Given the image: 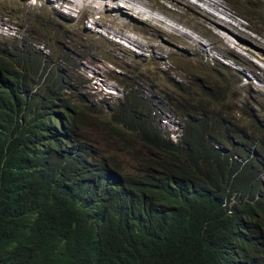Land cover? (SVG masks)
<instances>
[{
    "label": "clouds",
    "instance_id": "9594fccd",
    "mask_svg": "<svg viewBox=\"0 0 264 264\" xmlns=\"http://www.w3.org/2000/svg\"><path fill=\"white\" fill-rule=\"evenodd\" d=\"M27 3H46L47 7L54 8L62 15L73 17L71 12L79 14L80 19L92 18L95 27H103L112 34V28L103 24V17L110 14L121 16L126 24V31L133 30L130 21L140 19L135 17L129 10L123 12L124 6L118 9L112 5V0H96L101 10L94 14L83 16V10L73 8L62 0L63 6L55 0H25ZM146 4L157 5L167 14L173 16L171 9L178 10L173 3L168 7H160L158 0H142ZM225 7V6H224ZM228 8L220 14L232 23H237L238 17H234ZM178 17V16H177ZM60 19H64L59 17ZM39 19V18H37ZM65 20V19H64ZM85 21V20H84ZM202 24L204 23L203 20ZM236 21V22H235ZM240 20L238 29L243 31V21ZM93 30V26H88ZM113 35V34H112ZM67 36V35H66ZM86 35L79 38L78 46H71L70 40L63 43L58 60L70 67L57 66V70L46 71L47 62L50 60V47L43 40L35 37V33L26 29L24 35H13L8 39L9 46L0 50V94L5 90L13 92L17 99H23L25 108L20 113V127L23 132H17L11 140L18 139L12 147L19 158H23L26 165L37 168L40 172L44 169L59 168L69 172L77 184V190L73 194L75 206L81 211L82 216L90 222L93 228L100 229L113 217H122L148 202L154 197L155 188L165 177L168 161L167 150L171 144L185 143L194 150L202 147H210L221 154L229 153L230 161L238 164V169L231 178H234L244 167H251V177L257 180L264 188V132L257 134L256 128L263 125L256 120V106L250 101L238 104L236 115L233 113L234 106L230 103L227 87L220 86L223 76L230 78L233 74L241 84L242 73L220 65L219 83L214 75L205 78L204 75H196L194 78L198 86L197 93L200 96V104H188L184 108L174 105L173 121L166 123V129L156 126L154 120L155 109L151 106L148 96L136 90V84L127 82L121 85L125 94L114 102L110 101L114 92L103 93V99L107 102L102 107L95 105L85 96L83 90L89 81L98 84L93 76L83 71V62L90 59L78 56V51L84 47V43L91 42ZM113 36L117 37L116 34ZM68 37V36H67ZM4 33H0V43L3 42ZM82 39V40H81ZM114 44L107 37H101ZM159 44L165 47L171 54L182 52L185 57H195L196 51L184 47L180 43L169 45L165 40H159ZM236 42V41H235ZM12 45V46H11ZM247 51L245 44H240ZM144 50L149 51L150 46L143 45ZM27 47L36 52V61L32 63L31 72L34 78L24 87L20 74L18 52L24 53ZM228 56L243 67L246 71L242 76L246 86H251V77L256 81L264 82V78L254 75L244 63H239L237 56H244L237 51ZM131 51L130 49H128ZM254 57L251 62L264 68V54H255L248 51ZM13 53L15 57L11 56ZM21 54V55H22ZM46 57V67L39 72L40 64ZM245 57V56H244ZM81 59L72 64L71 60ZM92 59V58H91ZM96 64L105 70L109 81L116 80L119 76L130 77L131 75H112L121 66L114 60H108L104 66L99 60ZM209 60H217V57H207L203 60L206 65ZM16 73L14 74V71ZM247 73V74H246ZM112 79V80H111ZM14 80L18 87H14ZM37 83V84H35ZM35 84V85H33ZM177 85V84H176ZM253 88V89H252ZM257 88V89H256ZM252 97H256L258 104L264 106V92L258 87H251ZM19 93V95L17 93ZM98 92H101L99 89ZM255 92V93H254ZM128 99V103L124 100ZM136 112L139 116L148 118L152 130L145 133L136 130V120L132 116ZM157 118V117H156ZM162 123V122H160ZM161 137L166 145L163 149L154 148L151 142ZM220 138L224 142L220 143ZM251 140V146L247 142ZM21 141V144L19 142ZM164 166V167H163ZM239 194L232 192L230 200H234ZM247 198V197H246ZM255 199H258L256 196ZM226 199H224L225 201ZM221 264H264V221L239 216L238 221L221 241Z\"/></svg>",
    "mask_w": 264,
    "mask_h": 264
},
{
    "label": "trees",
    "instance_id": "16d2710c",
    "mask_svg": "<svg viewBox=\"0 0 264 264\" xmlns=\"http://www.w3.org/2000/svg\"><path fill=\"white\" fill-rule=\"evenodd\" d=\"M24 108L12 91L0 94V264H221L222 238L239 216L264 221V188L251 167L231 178L238 164L229 153L183 139L166 149L168 170L150 202L93 228L74 204L69 172H40L13 150ZM131 114L137 131L152 130ZM151 145L166 147L161 137Z\"/></svg>",
    "mask_w": 264,
    "mask_h": 264
},
{
    "label": "rangeland",
    "instance_id": "374dc122",
    "mask_svg": "<svg viewBox=\"0 0 264 264\" xmlns=\"http://www.w3.org/2000/svg\"><path fill=\"white\" fill-rule=\"evenodd\" d=\"M150 1L153 2L154 0ZM188 1L191 3L190 6H185L186 2H184L178 7V10L171 9L173 16L164 12L157 5L146 4L140 7L146 13L163 20L165 23L188 33L198 40L196 55L190 59L184 55L186 52L191 54L189 50L177 51L171 54L165 47L161 46L158 41L165 39L154 29L151 22L143 20L136 22L134 18L130 21L132 23L130 27L134 28L133 30L119 31L117 28H112V34L117 35L115 37L102 26L95 27L90 17L80 19L79 14L74 11L71 12L73 17L62 15L63 11L57 12L54 10L57 7L56 3L53 4L54 8H49L46 3L32 4L27 3L25 0H0V33H4L0 50L9 46V42L5 39L13 35H24L27 29L35 33V37L43 40V43L50 47V60L47 62L46 71L56 72L57 66H65L70 70L68 65L58 60L59 55L64 53L60 48L68 40H70L71 46H78L80 44L79 38L86 35L85 38H88L91 42L84 43V47L78 51L77 55L81 57L90 55L88 57L90 59L83 62L82 68L84 72L93 76V79L98 83L91 84L89 81L87 82L86 88L83 90L87 99L102 107L107 103H99L103 99V93L115 91L113 98L108 101L114 102L125 94V90L121 85H125L127 82L135 83L136 90L139 89L140 93L148 96L152 108L155 109L153 115L156 126L166 129V123H172L173 121V103L180 106V108H184L188 104L195 105L197 108L200 104V96L196 94L198 86L193 80L197 78L196 75L206 74L205 78L214 75L217 80L211 82L219 83L221 80L219 76H222L220 75L219 66L222 65L242 73L243 76L246 72L243 67L227 58V55L232 56L235 53L237 47H240L237 51L249 59L256 58L248 52L251 50L255 54L263 55L261 47H264V0H215L228 8V11L234 17L239 18L237 23H232L220 15L224 12V9H217L216 14L208 11L214 5H209L207 1L215 4L213 0H203V5L206 7L205 13L197 7L199 0ZM127 2L139 6L136 2L140 1L125 0V3ZM165 2L170 6L173 5L170 0H165ZM176 2L179 3V1ZM165 6L169 8V6ZM213 9L211 8L215 12V9ZM198 11H200V14ZM203 13L204 17L201 15ZM201 20H203V24ZM240 20L243 21V26H245L243 29L240 23V27L244 32L238 29ZM88 26H93L94 29L89 30ZM101 37L112 40L115 43L113 48H110V43L104 41ZM166 39L171 38L167 37ZM234 41L245 44L247 51L238 43L234 44ZM186 42L189 45L191 44L187 40ZM143 45L150 46L149 51L145 52ZM17 52L21 71L18 78L21 79L20 81L24 87H27L28 83L34 78L30 65L36 61V52L27 47L24 48L23 54L21 51ZM11 56L15 57L16 54L13 53ZM210 56L217 57L219 61L209 60L205 65L203 60ZM95 59L99 60L104 66H107L108 60L116 61L121 69H116L117 71H113L112 75L126 74L131 76H119L117 81L112 79V81H109L106 78V71L96 64ZM80 60L76 59L70 62L76 64V61L80 62ZM45 67L46 57L40 64L39 72H43ZM242 76L239 85L233 74L229 79L223 76L222 83H220L222 85L220 86L227 87L230 103L235 105L233 108L235 115L239 109L238 104H242L243 101H250L256 106L257 110L254 116L263 125V128H256L255 132L257 134L263 133L264 106L258 104L256 97H252L253 88L251 89V87H258L264 92V82L256 81L254 77H251V86H246V78L243 79ZM99 89L101 92H98ZM128 101V99H125L124 103H128ZM235 101L238 104H235ZM247 145L251 146V140L247 142Z\"/></svg>",
    "mask_w": 264,
    "mask_h": 264
},
{
    "label": "bare ground",
    "instance_id": "6f19581e",
    "mask_svg": "<svg viewBox=\"0 0 264 264\" xmlns=\"http://www.w3.org/2000/svg\"><path fill=\"white\" fill-rule=\"evenodd\" d=\"M55 1L59 3L60 7L63 6L64 1L63 2H62V0H55ZM139 1L140 2H136L139 4V6H137V5H132L129 2L125 3V0H112V5L114 7H116L117 9L120 6H124L125 9H127V10H125L123 12L127 13L129 10L135 17L139 18L140 20L151 22L154 29L156 31H158L161 34V36H163V38L165 39V42L167 44L172 46L176 43H180L184 47L192 48L193 50L196 51V49H197L196 46L198 45V42H197L198 40L196 38L192 37L191 35H189L188 33L184 32V31H180L177 28L165 23L163 20L156 18L155 16H153L151 14L146 13L145 10H143L140 7V6L146 5V3L143 2L142 0H139ZM170 1H172V3H174L177 7H180V5L184 2H186L185 6H190V4H191L188 0H170ZM176 1H179V3H177ZM65 2L73 8L82 9L83 10V14H82L83 16H86L87 14H94L95 12H98L101 10V7L98 5L96 0H66ZM213 2L215 4H211L209 1H207V3L209 5H211V6L214 5L211 8L212 9L214 8L215 12H213L211 10V8H209V9L207 8L208 11H211L212 13L216 14L217 9H224L225 8L223 4H220L219 2L217 3V1H215V0H213ZM203 4H204V1L199 0V5H197V7H199L200 11L204 12L206 10V7H204ZM158 5L160 7H165V0H158ZM205 5H206V2H205ZM200 11H198L199 14H200ZM219 11L221 12V10H219ZM204 13L201 14L202 17H204ZM177 19L179 20L180 18H177ZM103 24L107 25L109 28L110 27L111 28H117L119 31H125V29H126V24L123 23L121 16L118 14H110L108 16H104L103 17ZM167 37H169L171 39H166ZM186 40L191 44L189 45L186 42ZM228 41H230V40H228ZM236 43H238V42L234 41V44H236ZM237 48H240V47H237ZM261 51H263V54H264V47H261ZM207 56H208V54H207ZM236 60L239 63H244L248 67H250V71L254 75H257L260 78H264V68L263 67L259 66L256 63L251 62L247 57H244V56L239 55V56H237Z\"/></svg>",
    "mask_w": 264,
    "mask_h": 264
}]
</instances>
